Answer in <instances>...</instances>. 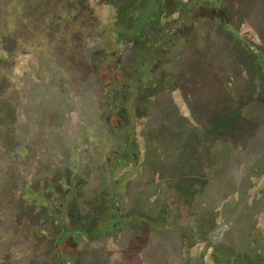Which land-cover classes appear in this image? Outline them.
<instances>
[{
  "label": "rangeland",
  "instance_id": "374dc122",
  "mask_svg": "<svg viewBox=\"0 0 264 264\" xmlns=\"http://www.w3.org/2000/svg\"><path fill=\"white\" fill-rule=\"evenodd\" d=\"M125 1L63 0L52 31L47 0H0L4 227L12 188L22 229L74 203L75 264H264V0H159L139 39L123 18L156 2Z\"/></svg>",
  "mask_w": 264,
  "mask_h": 264
},
{
  "label": "trees",
  "instance_id": "16d2710c",
  "mask_svg": "<svg viewBox=\"0 0 264 264\" xmlns=\"http://www.w3.org/2000/svg\"><path fill=\"white\" fill-rule=\"evenodd\" d=\"M145 1V6L146 5H150L151 0H144ZM154 1V0H152ZM156 3H154L156 5V9L155 11L153 10L154 13V18L152 19V8H151V13L149 12V10L147 9H140V13L139 14H134V17H130V16H126L123 18V22L130 24V27H134L137 28L138 30V34H137V39L142 38L144 36H146L147 34H149V29L148 25H150L152 22H154V19L157 18L159 19L158 16L162 15L164 12L161 10V8L157 9V7H159V0H155ZM133 0H126L123 4V10L124 12H122V16H125V12L129 11L132 4H133ZM46 6L49 7L51 15L53 16V20L50 23L49 28L51 27V30L55 31L57 30V25H62L63 23L60 22V20H62V18H64L63 16L65 15H70L69 13H64L63 12V0H47L46 2ZM148 12V14H147ZM48 13V14H49ZM147 14V15H145ZM137 15V17H136ZM58 20L57 24L56 21ZM115 22V21H114ZM29 24V23H28ZM6 25V23H5ZM113 25V24H111ZM117 24H114V27H116ZM148 27V28H146ZM143 34V36H142ZM57 36V35H56ZM7 37V36H6ZM51 45V47L53 48V44H51V42H49ZM253 47V45L251 44L250 48ZM131 51L133 52H137L134 49H132ZM250 52V51H249ZM11 63V60L10 62ZM264 63V62H262ZM40 107H42V115L39 118V123L37 122V124L41 125L42 127H49V131H52V136H54L55 134H57L56 128L59 125L57 123V113L54 110V108H51L48 105H40ZM60 119V118H59ZM54 129V130H53ZM56 131V132H55ZM39 137H41L39 135ZM67 148H64V151L66 152ZM63 152L62 155L64 154V156L66 155V153ZM61 155V154H60ZM13 164V163H12ZM51 166V165H50ZM57 170V166L53 167L52 170V174H55V171ZM57 174V173H56ZM17 177V172L16 169L14 168V166L12 167V172H11V178L14 181V178ZM24 181V180H23ZM11 183V182H9ZM12 184V183H11ZM10 186V185H9ZM17 186V184H16ZM16 191H14V189L9 190L8 191V196L10 198V200L12 201V203H16L15 206H17V203H19V208L17 209V211L13 214H15V218L16 221L18 222L16 225H13L11 227H4V224H6L7 221H9L8 219V215L11 213L9 212L8 208L10 207V204L6 205L4 204V202L0 201V207L2 208V211H0V235L5 234L7 235V238L9 239L11 236L13 237L14 240H21V245L20 247L17 249V253H19V257H16L13 255V248L11 247V240H6V239H0V241H2V243L0 244V264H50L48 261H45L44 257L45 256H52L51 259V264H75L76 260L74 257V249H72L73 244L72 242L77 238V237H81L82 235H85L88 233L87 230L83 229V228H79V226H77L78 224L74 223L75 221H70L68 223V225L66 224H61L62 221V216L55 214V211L57 209H65L68 210V212H74V211H70V208L73 207V202H70V204H66L65 201L64 202H60L59 204H52L53 206L49 207L48 204H45L46 208H42L40 210V218L39 219H43L46 220L48 218H51L53 220L52 222V226L49 230H45V229H40L39 226L41 224V222L35 223L36 225H34V227H32L31 229H22V227L24 226H20L19 223L23 222L26 218V214L28 213L27 209L28 207L25 204V200H24V196L22 197H17L16 194H12L15 193ZM11 193V194H10ZM74 199H72L71 201H73ZM67 213V212H65ZM68 214V213H67ZM67 216V215H66ZM18 217V218H17ZM70 217V216H69ZM105 217H102L98 220V226L100 227L104 222H105ZM215 223V221L213 222V220H206L204 222H202V229L205 230H210L212 228V225ZM58 224L60 226V228L58 229ZM55 225V226H54ZM57 225V226H56ZM23 230H25V232H23ZM179 230V229H178ZM204 230V231H205ZM52 231L56 232V236L53 237V235H51L50 233H52ZM180 231V230H179ZM25 233V235H24ZM174 234H176L174 232ZM42 240H46V255L45 252H41L38 254V248L41 246V241ZM74 239V240H73ZM205 239V238H204ZM9 242V243H8ZM25 242V243H24ZM74 243L76 244V241H74ZM183 246H186L185 243L183 244ZM138 248H141L140 246ZM141 250V249H140ZM21 256L25 257L24 259L21 258Z\"/></svg>",
  "mask_w": 264,
  "mask_h": 264
}]
</instances>
